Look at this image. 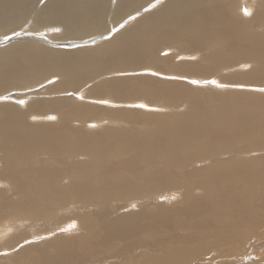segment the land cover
Instances as JSON below:
<instances>
[{
    "label": "bare ground",
    "instance_id": "obj_1",
    "mask_svg": "<svg viewBox=\"0 0 264 264\" xmlns=\"http://www.w3.org/2000/svg\"><path fill=\"white\" fill-rule=\"evenodd\" d=\"M3 44L0 264L263 263L264 0H0Z\"/></svg>",
    "mask_w": 264,
    "mask_h": 264
},
{
    "label": "rangeland",
    "instance_id": "obj_2",
    "mask_svg": "<svg viewBox=\"0 0 264 264\" xmlns=\"http://www.w3.org/2000/svg\"><path fill=\"white\" fill-rule=\"evenodd\" d=\"M134 13V12H133ZM132 13V14H133ZM142 12H140L139 14H141ZM139 14H137V15H139ZM128 16V15H127ZM125 19V18H124ZM121 22H122V20H121ZM133 22H136V21H130V23H129V25H127V26H125V27H121L122 25L120 24V25H118L117 23H116V25H118L117 27L119 28L118 29V31H119V33H121L126 27H129ZM250 27H252V22H250ZM121 27V28H120ZM2 46H4V44L3 45H0V47L1 48H3ZM87 48H89V47H87ZM177 51H178V49H177ZM160 53H161V51H160ZM176 53H173V54H171V56H173V55H175ZM198 56L196 55L195 56V59L197 58ZM251 65H253L252 63H251ZM248 69H250V67H247L246 68V70H248ZM219 70H221L222 72H219V73H217V74H214V75H217L218 77H221V78H223L224 76L226 77L227 76V73H226V71H229V70H233V67L232 68H220ZM224 70H226V71H224ZM241 71H244V70H241ZM225 72V73H224ZM164 79H168V78H164ZM262 86H264V85H260V87H262ZM234 87H232V89H233ZM228 91L229 89H221V90H218V89H215L214 91L215 92H219V91ZM216 93V94H217ZM262 95H264V93H261ZM203 101L204 102H206L207 101V99H204L203 98ZM209 102H211V103H213L214 104V101L212 100V101H210L209 100ZM125 125V124H124ZM129 125V124H128ZM128 125H126V126H128ZM243 155H246V154H249V152L247 153V152H243L242 153ZM137 201L138 202H143V200L142 199H137ZM113 204V203H112ZM111 203H109V202H101V203H97L96 205H94V206H91V211H94V210H100V207H107V206H109V205H112ZM168 204H170V201L168 202ZM82 212H85V210L84 209H80ZM90 217H91V219H93V217L92 216H90V215H88L87 216V219H90ZM91 221V220H90ZM181 231H183V232H185L184 230H181ZM81 232H83V231H81ZM169 233V232H168ZM184 234V233H183ZM259 240V239H258ZM262 240H264V238H262ZM262 245H264V243H261ZM255 246H257V244H255ZM168 247V246H167ZM179 247H181V244L179 245ZM146 251L148 250V249H145ZM145 250L143 251L142 249H140V253H142V254H145V253H147V252H145ZM264 249H262L261 250V252L263 251ZM142 251V252H141ZM145 252V253H144ZM150 252V251H149ZM148 252V254L150 255L151 253H153V252H150L149 253ZM156 252H158V254H159V251L157 250ZM155 252V253H156ZM220 252V251H219ZM219 252H216V251H214L212 254L214 255V256H216V255H218L219 254ZM223 252V251H222ZM222 252H221V254H222ZM9 253H11V251H9V252H5V255L6 254H8V257L9 256H11V254H9ZM154 253V254H155ZM164 253L165 254H167L168 256H171V257H173V258H175V254H173L174 252H172L170 249L169 250H164ZM218 253V254H217ZM223 254H225V250H224V252H223ZM129 255H131V257H133L132 256V253L131 254H129ZM155 255H157V253L155 254ZM220 255V254H219ZM4 257H6V256H4ZM264 257H261V258H259V257H255L254 258V260H260V261H262L263 263H264ZM119 259L117 258L116 259V261H118ZM214 260H216V261H214ZM213 260V262H211V264H233V260H229V261H227V262H225V258L223 257L222 259L221 258H217V259H214ZM26 261L27 260H22V261H19L18 263H20V264H32V260H28L27 261V263H26ZM262 263V264H263ZM189 264H198V263H189ZM203 264H210V262L209 263H203Z\"/></svg>",
    "mask_w": 264,
    "mask_h": 264
},
{
    "label": "snow or ice",
    "instance_id": "obj_3",
    "mask_svg": "<svg viewBox=\"0 0 264 264\" xmlns=\"http://www.w3.org/2000/svg\"><path fill=\"white\" fill-rule=\"evenodd\" d=\"M157 2H159V0H157ZM193 83H195V81H193ZM21 103H23V101H21ZM141 107H143V105H141ZM54 119V118H53Z\"/></svg>",
    "mask_w": 264,
    "mask_h": 264
}]
</instances>
